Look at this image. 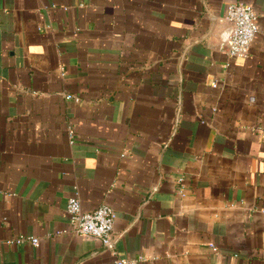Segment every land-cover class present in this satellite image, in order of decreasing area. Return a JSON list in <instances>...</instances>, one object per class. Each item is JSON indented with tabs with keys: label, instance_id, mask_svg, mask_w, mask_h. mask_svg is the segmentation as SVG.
Wrapping results in <instances>:
<instances>
[{
	"label": "crops",
	"instance_id": "obj_1",
	"mask_svg": "<svg viewBox=\"0 0 264 264\" xmlns=\"http://www.w3.org/2000/svg\"><path fill=\"white\" fill-rule=\"evenodd\" d=\"M75 194L114 210L109 246ZM117 258L264 264V0H0V264Z\"/></svg>",
	"mask_w": 264,
	"mask_h": 264
},
{
	"label": "built area",
	"instance_id": "obj_2",
	"mask_svg": "<svg viewBox=\"0 0 264 264\" xmlns=\"http://www.w3.org/2000/svg\"><path fill=\"white\" fill-rule=\"evenodd\" d=\"M230 29L221 43L223 50L231 58H247L251 46L259 32L257 14L253 7L234 3L228 7L226 17ZM217 86V84L215 85ZM69 99H75L68 96ZM73 132L70 136L73 137ZM67 214L72 232L82 238H96L109 246L114 230L116 214L109 206H101L92 212L82 209L81 201L75 194L68 202ZM20 239L18 242H22ZM38 245L37 239H32ZM143 259L117 258L113 264H141Z\"/></svg>",
	"mask_w": 264,
	"mask_h": 264
}]
</instances>
